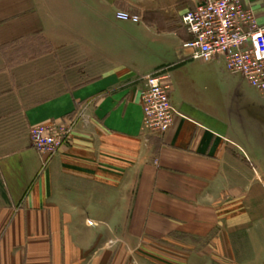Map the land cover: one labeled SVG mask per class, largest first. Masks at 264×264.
Returning <instances> with one entry per match:
<instances>
[{
    "label": "crops",
    "instance_id": "1",
    "mask_svg": "<svg viewBox=\"0 0 264 264\" xmlns=\"http://www.w3.org/2000/svg\"><path fill=\"white\" fill-rule=\"evenodd\" d=\"M195 4L0 0V264H264V96L182 47ZM152 75L181 114L162 137ZM48 124L74 130L44 166L29 134Z\"/></svg>",
    "mask_w": 264,
    "mask_h": 264
},
{
    "label": "built area",
    "instance_id": "2",
    "mask_svg": "<svg viewBox=\"0 0 264 264\" xmlns=\"http://www.w3.org/2000/svg\"><path fill=\"white\" fill-rule=\"evenodd\" d=\"M116 16L124 22L141 21L127 12L119 11ZM182 23L189 35L182 47L193 60H222L230 74L241 76L264 96V25L245 8L243 0H196L195 8L183 16ZM145 81L141 95L144 126L152 136L162 137L181 114L162 76H147ZM73 130V125L56 124L31 129V144L42 156L44 166L68 142Z\"/></svg>",
    "mask_w": 264,
    "mask_h": 264
},
{
    "label": "rangeland",
    "instance_id": "3",
    "mask_svg": "<svg viewBox=\"0 0 264 264\" xmlns=\"http://www.w3.org/2000/svg\"><path fill=\"white\" fill-rule=\"evenodd\" d=\"M211 87H212V94H215V92H218L217 89L214 90V88H215L214 85H211ZM244 90H245L246 93H249V94H252V95L257 96V95L255 94V91H253V90H250V89H248V88H247V90H246V89H244ZM221 93H222V92H221ZM30 131H31V130H30ZM29 136H30V134H29ZM30 141H31V140H30ZM259 151H263V157H262V159H263V158H264V149H260ZM115 246H116V245H115ZM115 246H114V247H115ZM111 247H113V246H111ZM157 255H159V254L148 252L147 256H148L150 259H147V260H148L147 263H148V264H187L185 258H182V259H180V260H174V259H171V257L169 258L168 256L161 255V258H160V257H157ZM131 262L134 264L133 260H132ZM240 263H241V262H240ZM224 264H225V263H224ZM226 264H235V263H226Z\"/></svg>",
    "mask_w": 264,
    "mask_h": 264
}]
</instances>
